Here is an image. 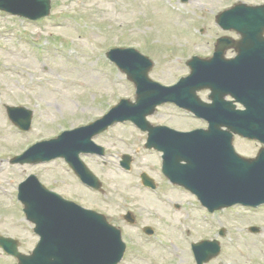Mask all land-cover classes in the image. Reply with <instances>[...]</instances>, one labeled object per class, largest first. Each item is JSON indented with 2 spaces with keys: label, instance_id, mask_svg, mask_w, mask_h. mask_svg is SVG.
Listing matches in <instances>:
<instances>
[{
  "label": "rangeland",
  "instance_id": "374dc122",
  "mask_svg": "<svg viewBox=\"0 0 264 264\" xmlns=\"http://www.w3.org/2000/svg\"><path fill=\"white\" fill-rule=\"evenodd\" d=\"M235 3L255 6L264 0H51L50 16L39 23L26 22L21 33L18 20L0 16L1 99L32 110L34 117L29 132L13 134L0 110V235L17 239L22 253L28 254L34 248L37 238L31 234L32 226L16 201L18 184L34 174L48 189L99 211L112 223L123 226L119 216L128 209L134 211L140 224H159L165 230L164 247L145 245L135 231H129L126 240L130 254L123 264H192L190 245L186 248L174 229L178 219L187 220L184 230H190L189 240L194 242L217 238L215 231L224 228L228 241L220 242L223 255L207 264H264L259 253V240L264 239V212L251 216L250 211L235 208L205 219L202 211L189 208L188 201L195 208L198 204L188 195L165 188L168 184L157 171L158 156L144 150L145 136L128 125L111 129L95 140L105 148V159L83 157L102 182L105 201L102 195L80 186L60 160L36 166L8 163L34 139L54 138L61 129L86 125L119 99L133 98L134 86L105 58L110 48H137L153 62L150 78L171 85L187 75L185 63L192 56L212 53L218 37L237 38L214 22L215 15ZM168 6L185 16L170 13ZM196 30H203L200 37ZM30 42H36L40 49L32 48ZM232 52L226 56H234ZM149 121L177 130L203 127L169 104L159 107ZM233 143L245 157L256 153L257 148L249 141L236 138ZM123 153L133 156L130 175L118 166L117 157ZM141 172L160 185L159 196L140 189ZM174 204H179L180 209L174 210ZM253 222L262 225L258 235L248 232ZM132 246L140 253H134ZM15 263L0 253V264Z\"/></svg>",
  "mask_w": 264,
  "mask_h": 264
},
{
  "label": "water",
  "instance_id": "95a60500",
  "mask_svg": "<svg viewBox=\"0 0 264 264\" xmlns=\"http://www.w3.org/2000/svg\"><path fill=\"white\" fill-rule=\"evenodd\" d=\"M0 10L36 20L49 14V0H0ZM244 16L250 19V26L244 25V21L239 19L236 22H231L228 26H222L224 29L233 28L238 31L242 35V40L233 44H229L226 39L218 40L215 57L211 61H217L221 66V71H211V75L219 76L217 83L210 85L202 83L200 81L201 62L193 59L189 62V66L192 68V74L189 78L181 80L172 89H161L157 85L151 87L149 85L152 83L147 79V72L152 64L146 58L130 50L126 52L130 54H122L121 58L131 62L132 68L128 74L131 77L133 76V81L136 83L137 104L123 101L105 118L107 124L101 127L91 126L82 137H68L55 143L56 146L51 147L49 150L56 153H66L79 142L85 140L84 143L87 144L90 137L98 134L114 121L128 118L139 122L146 113H150V109H153L157 102L176 100L177 103L180 101L178 103L180 106L189 109L197 117L206 119L210 123V128L206 132H194L187 135L174 132H171L170 135L167 132L157 130V128L152 131L148 147L154 146L165 153L164 172L166 176L173 183L183 185L186 189L195 193L201 203L210 211L236 203L244 205L263 203L264 150L258 159L252 162L238 158L231 146L232 136L230 132L264 142V62L251 61L258 56L264 57V39L262 37L264 6L251 9L245 8ZM248 42L250 43L251 60L247 67L243 59H239L228 68L226 65L222 67V55L228 47H233L240 57V48L245 49ZM246 51L248 50H244V52ZM147 85L149 87H146ZM205 87H210L212 91L213 104L210 106L199 103L194 97L196 89ZM229 88L232 89L233 94L231 95L235 98H237L236 95L238 98L241 97L240 93L249 95L250 108L245 99H237L247 106V112H234L218 99V96L226 95ZM145 89H150L148 94L154 91L162 99L157 101L155 95L153 99L148 98L143 93ZM181 102H184V104ZM122 106L131 107L126 112L119 109ZM9 110L11 115L17 111L16 109ZM26 113L29 119L30 113ZM12 118H15V116H12ZM27 122L28 120L21 126L25 128ZM221 126L227 127L228 131H221L219 129ZM56 153H37L29 161L36 162L50 159L57 156ZM18 161L22 162L21 159ZM181 162L186 164H181ZM32 187L36 189V193L28 195L23 200L27 218L36 224V231L48 235L43 236V239H47L46 242L40 244L41 247L51 246L50 240L52 237L57 236V241L61 243V245L58 244V254L63 253L65 258H71L66 255L73 254V264H116L120 260L124 245L120 241L119 231L108 226L100 216L94 213L76 206L72 209H66L64 205L70 206V203L65 201L63 203L57 196L55 197V195L46 192L36 181H34ZM45 192L47 195L42 198V193ZM45 203L48 205L46 209L44 207ZM52 203L56 206L52 207ZM61 204L64 205L60 211L50 210L51 208H58ZM68 217L72 218L73 222ZM80 220H84L85 224ZM100 230H103L105 238L109 242V245L107 244L105 248L101 243L93 244L95 241L93 235ZM64 242L73 246V253H70L67 248L69 245H65ZM0 244L19 259V264H52L50 260L40 261L43 254L37 251L34 252L32 259L28 262L24 256L17 253L16 243L9 239L0 237ZM195 247L198 252L201 251L200 245ZM201 262L202 259L199 258L198 264H201ZM69 263L72 262L68 261L65 264Z\"/></svg>",
  "mask_w": 264,
  "mask_h": 264
},
{
  "label": "bare ground",
  "instance_id": "6f19581e",
  "mask_svg": "<svg viewBox=\"0 0 264 264\" xmlns=\"http://www.w3.org/2000/svg\"><path fill=\"white\" fill-rule=\"evenodd\" d=\"M215 67L218 69V64H216Z\"/></svg>",
  "mask_w": 264,
  "mask_h": 264
}]
</instances>
